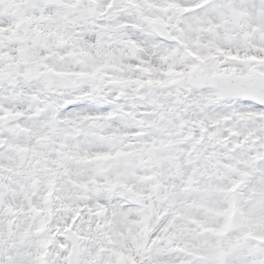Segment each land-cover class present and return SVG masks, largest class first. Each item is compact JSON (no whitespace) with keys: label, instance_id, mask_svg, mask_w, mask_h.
<instances>
[{"label":"snow or ice","instance_id":"1","mask_svg":"<svg viewBox=\"0 0 264 264\" xmlns=\"http://www.w3.org/2000/svg\"><path fill=\"white\" fill-rule=\"evenodd\" d=\"M0 264H264V0H0Z\"/></svg>","mask_w":264,"mask_h":264}]
</instances>
